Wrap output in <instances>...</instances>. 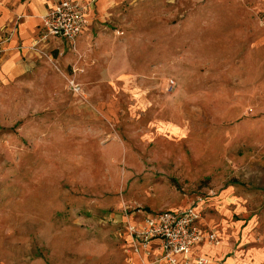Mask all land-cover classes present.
<instances>
[{
    "label": "rangeland",
    "instance_id": "1",
    "mask_svg": "<svg viewBox=\"0 0 264 264\" xmlns=\"http://www.w3.org/2000/svg\"><path fill=\"white\" fill-rule=\"evenodd\" d=\"M105 5L0 62V264H166L128 225L192 203L264 249V0Z\"/></svg>",
    "mask_w": 264,
    "mask_h": 264
},
{
    "label": "built area",
    "instance_id": "2",
    "mask_svg": "<svg viewBox=\"0 0 264 264\" xmlns=\"http://www.w3.org/2000/svg\"><path fill=\"white\" fill-rule=\"evenodd\" d=\"M93 2L94 0H55L41 16L39 37L44 39L58 36L73 42L86 24ZM172 83L173 80L170 81V86ZM200 218L201 208L198 204L158 209L144 213L138 222L128 225V232L135 244L146 249L154 241L159 247L155 255L159 256L162 263L181 264L176 254H182L183 264L191 260L196 264H204L208 258L199 253L192 258L191 250L205 240H216L217 235L213 229L203 227Z\"/></svg>",
    "mask_w": 264,
    "mask_h": 264
},
{
    "label": "crops",
    "instance_id": "3",
    "mask_svg": "<svg viewBox=\"0 0 264 264\" xmlns=\"http://www.w3.org/2000/svg\"><path fill=\"white\" fill-rule=\"evenodd\" d=\"M55 0H0V62L2 66H9L18 55V43L23 40L34 39L36 42H46L51 40L66 41L58 36H49L41 39L39 29L41 26V16L45 13ZM86 1V0H81ZM117 0H94L87 15L86 24L82 28L79 36L89 27L98 10L106 5L105 3L116 2ZM228 199L227 197L225 198ZM227 205L217 207V213H228ZM200 222L206 229H212L211 224L202 217V207ZM150 212V211H145ZM238 226V225H236ZM156 252L159 247L152 242L151 245ZM197 253L208 258L204 264H262L264 262V249L262 247H249L244 251L234 250V247L226 239L214 241H203L191 250L193 258ZM176 258L183 264L182 254H176ZM135 264L138 258L134 256ZM186 264H196L192 260Z\"/></svg>",
    "mask_w": 264,
    "mask_h": 264
},
{
    "label": "bare ground",
    "instance_id": "4",
    "mask_svg": "<svg viewBox=\"0 0 264 264\" xmlns=\"http://www.w3.org/2000/svg\"><path fill=\"white\" fill-rule=\"evenodd\" d=\"M134 254L138 255V257H141V253L139 251L135 252Z\"/></svg>",
    "mask_w": 264,
    "mask_h": 264
}]
</instances>
